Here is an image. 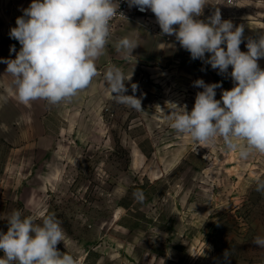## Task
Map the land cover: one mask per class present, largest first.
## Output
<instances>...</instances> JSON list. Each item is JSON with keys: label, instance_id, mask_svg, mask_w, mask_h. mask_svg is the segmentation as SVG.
Masks as SVG:
<instances>
[{"label": "rangeland", "instance_id": "374dc122", "mask_svg": "<svg viewBox=\"0 0 264 264\" xmlns=\"http://www.w3.org/2000/svg\"><path fill=\"white\" fill-rule=\"evenodd\" d=\"M31 3L0 0V59ZM217 8L234 28L243 25L242 52L248 39L264 35V0H208L194 19L208 22ZM125 36L139 44L133 64L115 49ZM110 38L108 62L68 102L21 103L0 63V233L19 210L22 217L54 215L65 233L58 250L79 264H264V248L253 243L264 237V192L256 190L264 155L240 159L222 140L198 147L164 119L169 104L191 112L203 91L198 79L220 84V100L235 85L231 66L213 69L209 53L193 59L162 33L151 10L142 16L132 8ZM257 63L264 70V58ZM112 65L133 73L125 94L138 84L143 111L112 99L104 81Z\"/></svg>", "mask_w": 264, "mask_h": 264}, {"label": "clouds", "instance_id": "9594fccd", "mask_svg": "<svg viewBox=\"0 0 264 264\" xmlns=\"http://www.w3.org/2000/svg\"><path fill=\"white\" fill-rule=\"evenodd\" d=\"M139 11L151 10L163 34L174 35L193 59H204L213 69L230 73L234 87L222 91L215 99L220 84H205L196 80L194 86L203 88L196 94L191 112L187 106L170 109L164 119L177 133L191 139L196 146H211L223 141L225 150L248 159L253 154L264 155V70L257 61L264 58V35L248 39L247 52L240 50L243 25L222 20L217 8L208 22L194 19L202 15L208 0H127ZM233 3V0H231ZM115 0H32L23 16L16 19L10 37L21 45L15 59H0L7 65L6 73L14 79L12 85L23 104L43 99L49 104L71 101L90 86L99 75L96 61L104 54L110 35V21L118 14ZM123 16V14H120ZM178 25V29L174 28ZM138 42L125 36L115 49L125 61L133 64V50ZM221 45H226V50ZM15 52V46L10 49ZM123 70L110 66L104 73L105 86L112 99L135 111H143L142 101L135 93L126 95L125 81H131ZM163 112V110H161ZM264 192V181L257 183ZM143 200V194L139 195ZM37 220L42 221L37 223ZM8 230L0 233V264H79L72 254L61 252L57 245L64 242L65 233L54 215L22 217L19 210L8 219ZM253 243L264 248V237ZM225 259L229 253L225 252Z\"/></svg>", "mask_w": 264, "mask_h": 264}, {"label": "built area", "instance_id": "2783aa9c", "mask_svg": "<svg viewBox=\"0 0 264 264\" xmlns=\"http://www.w3.org/2000/svg\"><path fill=\"white\" fill-rule=\"evenodd\" d=\"M228 1L231 3V0H228ZM115 2H117L119 4V7L117 9L118 14L113 18L112 21H110V35H109L108 39L110 38L116 23L118 21L126 18L129 15L132 8L134 9V11L137 14L142 15V16L149 15V13H150V10H146L144 12H141V11H139L138 7H136V6L130 7L127 0H115ZM233 2H234V0H233ZM120 14H123V16H121Z\"/></svg>", "mask_w": 264, "mask_h": 264}, {"label": "crops", "instance_id": "0c3cea01", "mask_svg": "<svg viewBox=\"0 0 264 264\" xmlns=\"http://www.w3.org/2000/svg\"><path fill=\"white\" fill-rule=\"evenodd\" d=\"M117 24V23H116ZM112 39H115L114 37L110 38V42L114 41ZM109 41V40H108ZM9 50L4 49V57H6V59H15L16 58V54L20 51L21 49V45L19 44V42L15 39H12L9 42ZM7 47V45H5ZM12 46H15V52H11L10 49ZM8 48V47H7ZM106 62H108V51L105 48L104 54L102 56L99 57V59L96 61V67L98 68L99 66L104 65Z\"/></svg>", "mask_w": 264, "mask_h": 264}]
</instances>
